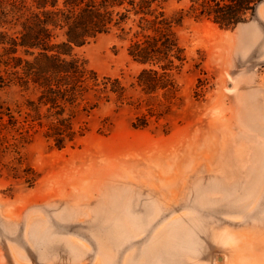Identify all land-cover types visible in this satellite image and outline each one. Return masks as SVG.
<instances>
[{
  "label": "rangeland",
  "instance_id": "rangeland-1",
  "mask_svg": "<svg viewBox=\"0 0 264 264\" xmlns=\"http://www.w3.org/2000/svg\"><path fill=\"white\" fill-rule=\"evenodd\" d=\"M189 5H167L171 91L139 86L115 33L75 50L126 92L74 109L63 148L39 92L0 87V264H264V0L230 29Z\"/></svg>",
  "mask_w": 264,
  "mask_h": 264
},
{
  "label": "trees",
  "instance_id": "trees-1",
  "mask_svg": "<svg viewBox=\"0 0 264 264\" xmlns=\"http://www.w3.org/2000/svg\"><path fill=\"white\" fill-rule=\"evenodd\" d=\"M169 1L0 0V87L14 84L39 92V104L56 119L46 135L63 148L76 135L74 109L93 98V110L114 96L123 100L126 92L118 79L90 69L75 54L77 48L115 33L126 43L128 57L143 67L139 86L144 91L174 88L172 74L186 60L177 34L185 15H169ZM262 1L189 0L188 12L230 29Z\"/></svg>",
  "mask_w": 264,
  "mask_h": 264
},
{
  "label": "bare ground",
  "instance_id": "bare-ground-1",
  "mask_svg": "<svg viewBox=\"0 0 264 264\" xmlns=\"http://www.w3.org/2000/svg\"><path fill=\"white\" fill-rule=\"evenodd\" d=\"M245 34V33H244ZM246 36V35H245Z\"/></svg>",
  "mask_w": 264,
  "mask_h": 264
}]
</instances>
